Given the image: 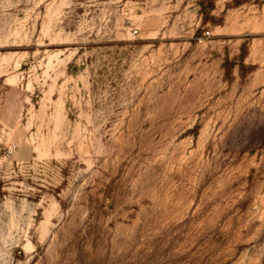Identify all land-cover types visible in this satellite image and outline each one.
<instances>
[{
  "label": "rangeland",
  "instance_id": "rangeland-1",
  "mask_svg": "<svg viewBox=\"0 0 264 264\" xmlns=\"http://www.w3.org/2000/svg\"><path fill=\"white\" fill-rule=\"evenodd\" d=\"M0 264H264V0H0Z\"/></svg>",
  "mask_w": 264,
  "mask_h": 264
}]
</instances>
